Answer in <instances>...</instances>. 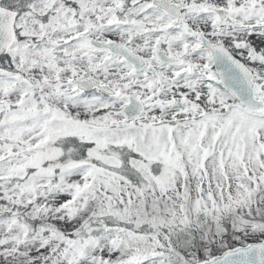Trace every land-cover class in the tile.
<instances>
[{
  "label": "snow or ice",
  "instance_id": "snow-or-ice-1",
  "mask_svg": "<svg viewBox=\"0 0 264 264\" xmlns=\"http://www.w3.org/2000/svg\"><path fill=\"white\" fill-rule=\"evenodd\" d=\"M0 264H264V0H0Z\"/></svg>",
  "mask_w": 264,
  "mask_h": 264
}]
</instances>
